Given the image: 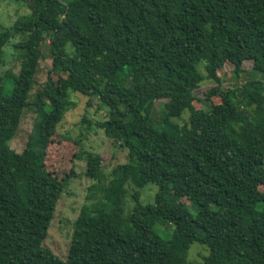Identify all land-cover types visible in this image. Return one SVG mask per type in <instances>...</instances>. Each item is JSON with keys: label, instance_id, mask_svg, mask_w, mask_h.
<instances>
[{"label": "trees", "instance_id": "trees-1", "mask_svg": "<svg viewBox=\"0 0 264 264\" xmlns=\"http://www.w3.org/2000/svg\"><path fill=\"white\" fill-rule=\"evenodd\" d=\"M34 1L30 15L0 25V71L15 37L24 58L11 95L0 80V264H264V0ZM46 41L59 79L38 90L18 153L11 142ZM228 64L241 85L197 95ZM71 91L108 108L99 126L128 162L104 183V158L88 156L96 182L62 259L46 242L66 179L46 160ZM213 94L215 118L204 107ZM159 103L161 127L152 119ZM150 184L159 189L144 205ZM166 225L171 233H158ZM195 243L209 252L199 262L189 258Z\"/></svg>", "mask_w": 264, "mask_h": 264}, {"label": "rangeland", "instance_id": "rangeland-1", "mask_svg": "<svg viewBox=\"0 0 264 264\" xmlns=\"http://www.w3.org/2000/svg\"><path fill=\"white\" fill-rule=\"evenodd\" d=\"M37 5L38 3L34 0H0V25L12 27L18 18L30 15ZM18 40L16 37L13 38L11 43L5 48V66L0 71V80L4 85L6 95L13 93L14 80L17 78L24 61L20 51L15 48V45L19 42ZM43 53L44 58L40 63L29 97L30 104L25 109L18 132L11 142V148L18 153L23 152L25 149L37 116L35 103L38 90L43 88L48 78L59 79L51 73L54 52L49 41L43 43ZM247 66L249 65L247 64ZM233 69L232 65H226L220 72V83L212 80L205 81L197 90V95L204 98L205 93L219 84L224 90L240 86L241 84L235 81L232 75ZM204 73L206 74V72ZM89 100L90 97L88 96L75 93L74 91L70 92L65 118L57 129L54 142L48 149L46 160L47 168L51 173L60 180L65 181L66 179V188L57 207L46 242V245L62 259H66L68 255L75 222L83 205L86 203V197L89 193L88 189L96 182L86 174L88 156L94 154L104 158V183L110 181L111 173L115 167L128 162V150L113 144L99 126V123L107 120L108 108L101 106V103L96 99L91 102L90 106ZM196 106L200 108L201 104L196 102ZM204 107L211 111L212 117H217L220 114L221 98L213 94L209 102L204 103ZM165 114L164 104L159 103L152 111V119L161 127ZM189 115L190 112L186 111L179 123L184 125L188 122ZM73 171L74 173H72ZM158 189V186L154 184L147 185L141 189L142 203L144 205L154 204ZM132 205L130 196H128L126 212L131 210ZM188 206L194 213L197 212V206L193 204ZM157 231L161 235L167 236L171 233V226L159 227ZM207 249V247L195 243L190 251V261H202L209 254Z\"/></svg>", "mask_w": 264, "mask_h": 264}]
</instances>
